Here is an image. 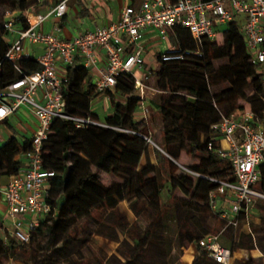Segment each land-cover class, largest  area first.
<instances>
[{"label": "trees", "instance_id": "trees-1", "mask_svg": "<svg viewBox=\"0 0 264 264\" xmlns=\"http://www.w3.org/2000/svg\"><path fill=\"white\" fill-rule=\"evenodd\" d=\"M32 3L33 0H0V8L5 9L0 12V90L20 75L5 57L8 47L3 28L5 12L9 11L15 20L23 22V12ZM225 31L221 41H205L204 57L159 62L152 72L155 88L161 92L146 99V104L150 113L151 110L157 112L161 119V139H154L162 151L157 152L158 168L152 163L140 166L141 157L148 151L144 136L148 135L149 124L147 118L135 117L140 99L135 94L133 75L117 76L114 91L124 97L123 102H117L109 90L95 89L88 69L79 60L66 67L62 93L67 113L87 117L91 102L103 93L110 95L112 113L101 122L105 126L88 124L77 128L66 119L52 122L42 148L43 166L55 171L46 191L50 211L39 218L38 225L30 231L28 243L15 238L11 230L2 225L0 216V264L7 259L18 264H53L52 256L59 250H64V256L69 257L74 252L73 243L79 247L88 245L94 233L89 230V223L100 224L96 215L101 217L107 211L114 213L113 220L118 221L119 230L133 242V249L122 264H142L138 256L151 259L152 255L146 254L150 249L164 258L163 221L173 209L177 210V247L180 250L183 246H194L191 264H221L209 258L198 240L223 226L222 231L229 232L231 238V251L238 247H257L264 253V200H257L252 207L261 222L250 223L248 232L240 230L244 214L238 216L236 226H226L223 219L216 226L219 213L209 206L208 194L217 186L209 178L233 179L228 161L217 155L219 138L211 125L218 122L221 115L242 109L247 99L248 107L256 114L264 108V81L255 65L248 62L239 26L230 22ZM169 36L172 44L194 47L185 28L175 27ZM216 60H226V63L216 67ZM17 65L25 74L39 69L34 57L20 59ZM247 89L252 90L249 98ZM3 124L10 127L8 121ZM209 143L212 149H208ZM25 145H21L15 134L0 144V200L9 177L23 166L17 157L22 155ZM259 168L261 177L255 187L264 192V163ZM156 169L162 173L163 182L158 181ZM113 171L120 180L106 184L98 176V172ZM122 201L128 203L136 217L142 214L148 217L143 228L135 222L125 226L121 221L126 214L120 205ZM195 214L201 220V229L193 225ZM104 229L100 224L97 233L117 240L116 233L108 234ZM59 235H62L61 244L56 247L54 242ZM239 263L264 264V256H249Z\"/></svg>", "mask_w": 264, "mask_h": 264}, {"label": "built area", "instance_id": "built-area-1", "mask_svg": "<svg viewBox=\"0 0 264 264\" xmlns=\"http://www.w3.org/2000/svg\"><path fill=\"white\" fill-rule=\"evenodd\" d=\"M43 1L46 11H36L34 7ZM68 2L33 0L23 12V22L15 20L7 11L3 23L8 42L5 57L20 75L0 90V124L8 121L22 106L29 109L36 123L22 151L23 166L9 177L2 190L4 217L9 221L4 227L24 243L30 241V231L51 207L46 200V191L55 171L43 166L42 148L52 122L66 119L77 128L88 124L105 126L89 115L67 113V102L62 93L66 72L60 73L59 65L69 66L77 59L88 70L93 69V84L97 91L114 89L119 74L133 75L135 94L140 99L135 116L147 118L146 99L161 91L147 84L150 73H145L142 78L135 75L144 63L141 44L144 34L153 32L159 40L167 42L173 28L187 29L194 47L171 43L157 55L158 62L173 63L190 57H204L205 41L216 42L218 34L224 35L228 24L234 22L243 36L248 62L255 65L264 81V0H140L137 5L123 6L116 22L69 39L59 35L60 26L55 27V32L42 30L40 26L48 19H62L67 14ZM240 14H245L242 24L237 20ZM10 36L12 40H9ZM30 45L40 46L41 52L32 56L28 52ZM98 49L103 52L102 64ZM29 57L36 59L39 69L25 74L17 61ZM211 129L219 138L217 155L228 161L233 179L209 178L217 184L208 194L209 206L219 213L226 226H236L240 214L247 215L257 200H264V192L255 187L261 177L259 166L264 163V108L258 115L245 105L228 115H221ZM144 138L150 141L148 135ZM208 149H212L211 143ZM220 195L226 196L227 208L217 206ZM198 244L215 262H230L231 250L219 243L218 233L202 236Z\"/></svg>", "mask_w": 264, "mask_h": 264}, {"label": "rangeland", "instance_id": "rangeland-1", "mask_svg": "<svg viewBox=\"0 0 264 264\" xmlns=\"http://www.w3.org/2000/svg\"><path fill=\"white\" fill-rule=\"evenodd\" d=\"M104 0H95L96 3H101ZM114 2L119 3L120 5H123L124 3H130L132 5H137L140 0H113ZM4 8H0V12H4ZM6 13V12H5ZM42 13V12H41ZM245 14H240L237 17V20L240 24L244 22ZM67 23V22H66ZM68 24V23H67ZM226 29V27L224 28ZM223 29V30H224ZM222 35L219 33L216 42L221 41ZM9 40H12V36L9 37ZM170 36L167 39V42L160 41L158 42V48L161 49V51H164L166 48L167 43L171 44ZM215 42V43H216ZM154 56L157 58V53H154ZM222 63H226V60H216L214 61V66H219ZM155 71V70H154ZM145 69L143 68L141 71H135V75L137 77L142 78L144 75ZM151 72V71H150ZM91 76L93 77V73H91ZM147 84H149L152 87H155V77L154 74H150V78L147 80ZM115 92L114 89L110 90V92ZM160 93H156L154 95H149L148 100L150 98H153L155 96H158ZM246 94L248 98L252 94V90L247 89ZM108 94L103 93L99 97L95 98L91 102L90 106V114L92 115V119H98L103 120L104 117L107 115V107H108ZM244 106L249 105V99L246 101H243ZM150 118H148V136L150 137V141H148V151L144 154V157L142 159L143 163H150L152 161L157 168H158V151H161L160 147L154 142V139H161V119L157 112L151 110L148 105ZM29 109L22 106L17 113L12 114L9 119L8 123L10 125L7 126L6 124H0V144L5 141L10 135L15 134L20 141L21 145H25L24 138H28L31 136L33 132V125L31 124V116H28ZM138 117V116H137ZM149 117V116H148ZM152 121V123H151ZM29 139V138H28ZM27 139V140H28ZM162 152V151H161ZM23 158L22 155L18 156L17 159L21 160ZM98 176L101 179L102 182L109 184L112 181L120 180L118 175L115 173V171L110 173L105 172H98ZM156 176L159 182H163V176L159 169H156ZM4 188V187H3ZM3 190V189H2ZM180 197H183L182 194L179 193ZM225 195H220L217 199V206L219 208L225 207L226 203L225 201ZM121 207L126 211V214L122 217L121 221L125 224V226H129L132 222H135L138 224V226H141L143 228L149 221L148 217L144 214L135 216L131 210H129L128 203L126 201H122L120 203ZM175 214H177V210L173 209L172 213L169 216H166L164 219V225L163 230L165 234L164 238V258L161 255H157L154 250H151L146 252V254L152 255V258L150 259L149 256H138L137 260L139 262H142V264H146L150 261H157V264H182L180 262V255L181 252L179 248L177 247V223L175 220ZM99 218L100 224L104 226L105 232L108 234H114L117 235V240H112L110 238H107L103 235H100L97 233V228L100 225L99 223L91 222L88 225L89 230H92L94 232L91 236V240L85 247H79L76 243H73L71 246L74 249V252L69 257L64 256L63 251L59 250L57 252H54L52 256V262L53 264H122L125 260H127L128 255L130 251L133 249V242L130 238H127L124 235V232L120 231L117 222L114 221V213L112 212H105L101 217L99 215H96ZM2 225L7 226L8 220H5V217L1 216ZM193 225L195 228H202V223L200 218L197 214L194 215L192 218ZM222 223L221 218H216V226ZM82 224V221L80 222V226ZM99 224V225H98ZM219 227V226H218ZM225 227L223 226L222 229ZM220 228L219 231H213L211 233H222L220 237V241L224 246L229 247V244L231 243V238L228 233H224ZM82 234V233H79ZM1 235L4 237L5 234L1 233ZM61 237L62 235H59L57 240L54 242V246L58 247L61 244ZM126 240V241H123ZM123 241V242H121ZM44 243V241H43ZM245 260V259H242ZM241 260V261H242ZM240 260L238 259H231V261L228 264H240ZM31 262L30 264H32ZM3 264H18L17 262L13 261L12 259L3 260ZM128 264H133L132 262H129ZM149 264H152L151 262Z\"/></svg>", "mask_w": 264, "mask_h": 264}, {"label": "crops", "instance_id": "crops-1", "mask_svg": "<svg viewBox=\"0 0 264 264\" xmlns=\"http://www.w3.org/2000/svg\"><path fill=\"white\" fill-rule=\"evenodd\" d=\"M129 4L130 3H124L123 5H120L119 3L114 2L113 0H104L101 3H96L95 0H69L67 14L62 19L50 18L44 24H42L40 28L44 31L55 32V27L60 26L61 31L59 35L63 38L69 39L87 30H93L96 27L106 26L113 22H116L120 17V12H121L122 7L125 5H129ZM34 9L38 12H42V13L45 12L46 2L43 1L42 4H37L34 7ZM158 42H159V39L153 32H146L141 40V44L144 47L143 49L144 63H143L142 68L139 71H141L144 68L145 69L144 74L145 73L151 74L154 70L157 69L159 65L157 58L154 56L155 52L157 53V55L158 53L161 52V49L158 48ZM28 52L29 54L35 57L38 53L41 52V47L38 45H30L28 48ZM98 58H99V63L102 64L104 62V56H103L102 50L100 49H98ZM66 67L67 66L59 65L58 71L60 73H63L64 71L66 72ZM88 72L91 77V82L93 83L95 71L92 69V70H88ZM91 73H93V77L91 76ZM111 96L117 102L124 101V97H122L121 95L115 92L111 91ZM107 103H108L107 115H109L112 113V103H111L110 95H108ZM17 111L15 113H17ZM27 114L29 117L31 116L29 112ZM89 116L92 118V115L90 113H89ZM148 116H147V120L148 118H150V114H148ZM135 117L137 118V115ZM31 118H32L31 124L35 128L36 126L35 119L32 116ZM93 120L99 123L103 121V120L101 121L95 118H93ZM23 138H24V142H26L28 139L25 136H23ZM143 157L144 155L141 157L140 166L145 164L142 162ZM21 162L23 164L24 158L21 159ZM150 163L154 164L152 161H150ZM4 183L5 181H3V184ZM225 199L227 200V198ZM227 207L228 205H226V208ZM255 212H256L255 208L249 209L247 215H244L245 219L240 222L241 224L240 230H244L248 232L250 230V223L259 224L261 222L259 216H257ZM4 214H5V202L2 196V199L0 200V216L2 215L4 216ZM221 235L219 233V243L222 246H224L220 241ZM224 247H227V246H224ZM229 247H230V244H229ZM180 250H181L180 262L182 264H191L193 257H194V246L193 245L183 246L181 247ZM249 256L257 258V257L264 256V253H262L257 247L252 248V249L238 247V248H235L233 251H231V259L242 260V259H247Z\"/></svg>", "mask_w": 264, "mask_h": 264}, {"label": "water", "instance_id": "water-1", "mask_svg": "<svg viewBox=\"0 0 264 264\" xmlns=\"http://www.w3.org/2000/svg\"><path fill=\"white\" fill-rule=\"evenodd\" d=\"M177 163V162H176ZM178 164V163H177Z\"/></svg>", "mask_w": 264, "mask_h": 264}]
</instances>
